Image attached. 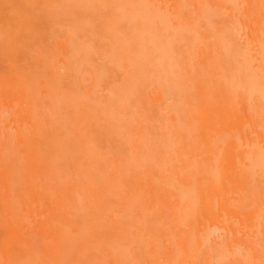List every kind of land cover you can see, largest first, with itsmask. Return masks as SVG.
I'll return each mask as SVG.
<instances>
[{
    "label": "rangeland",
    "instance_id": "374dc122",
    "mask_svg": "<svg viewBox=\"0 0 264 264\" xmlns=\"http://www.w3.org/2000/svg\"><path fill=\"white\" fill-rule=\"evenodd\" d=\"M124 1L127 2L125 3L123 0H9L10 4L13 3V8L14 6L17 8L18 3L28 4L34 15L37 34L35 40H32L26 46L25 51L28 55L26 61L31 66L33 81L36 82L37 71L41 70L45 72L42 78L53 82L57 86V90L52 91V95L46 98L47 101L49 99L54 109L55 117L53 118L57 122L59 120V123L64 126V123L69 125L68 121L72 109L78 108L81 116L86 113L94 115V126L89 127L88 131V133H91L89 135L91 137L86 134L84 137L82 135L70 139L67 135L68 132H64L68 141L64 147L65 154L70 157L69 160H72L71 166L76 169H74L75 171L80 172L85 179L91 178V184L94 183L96 187L106 183L109 184H106L107 187L109 186L108 194H101L102 197L98 202L101 207L96 213L94 212L92 219L86 224L81 216L78 218L85 225L83 223L80 225L82 231L78 228L80 234L76 241L78 243L77 247L67 260H60L59 264H264V157L263 154L257 155L250 152L248 145L250 138L256 137L253 130L264 133V70L259 66L258 69L256 68L258 60H256L252 51H249L247 58L241 57L246 53L240 52L239 49V52L237 51L236 46L245 42L244 37L240 38L242 42L238 40L239 44L236 41L237 39L234 38L237 36L239 38V35L241 36L243 32L238 27L236 29L239 32L235 29L228 28L229 30H226L224 28L229 31V33H226L224 30L225 35H233L232 37L223 35L224 38H227L226 42L229 41V43L222 45L221 48L227 49L229 53L222 51V56V54L218 53L220 54L218 55L217 52H214L217 56L215 55L212 59L206 58V55L199 51L195 59L190 60L188 63L186 56H184L186 60L181 57L183 56V53H181V51L183 52L182 46L186 45V43H183L182 36H188L189 40L194 34V26L189 25V27L191 26L189 28L186 25L187 28L185 29L181 24L182 28H180L177 22L176 25H179V27L174 25V22H171V24L173 23L171 26L169 12L172 10L167 9V12L163 8L165 4L161 3L160 0ZM257 1L263 2V0H251L249 2L250 6ZM3 3L4 11L13 10L8 1ZM222 5H224L222 10L212 5L206 8L205 13L201 12L198 15V17H202L201 26L199 21L195 22L196 25L198 23L200 32L201 27L203 28L202 24L205 23L203 21L207 20L206 24L211 26L206 24L204 26L206 28L210 26L211 29H208L210 34L214 33L211 35L217 36L213 31L220 26L219 23L211 24L212 22H209H216V19L220 21L224 19L223 16L229 15V9L224 1ZM244 6L246 7L245 1ZM144 7L148 9L146 10ZM185 7L188 8L187 5ZM225 9L228 10L223 12ZM219 10L224 13H222L223 16ZM17 11L23 13V10L18 9ZM14 12L18 14L16 11ZM244 13L245 9L242 6V9L235 13L237 18L233 16L234 20L239 22L241 19H247L248 17ZM227 18L225 17V19ZM222 22V25L224 23L233 25L228 20ZM159 24L167 25L161 26ZM157 28L161 32H158ZM187 29L188 31H186ZM190 29L191 32L189 33ZM139 30L140 32H138ZM167 30H169V36L163 35V33L167 34ZM186 33L189 34L185 35ZM258 33L263 35L264 28L261 27ZM172 37L176 41L171 39ZM145 39L146 42L150 41L148 46L147 43H144ZM234 40L237 44L232 43ZM261 40H259L261 43L255 45L257 48L261 47L264 51V39ZM178 42L182 46L177 48L179 46ZM198 42H200L199 39ZM133 43L137 44L134 45ZM155 43L158 46L154 45ZM191 43L190 45L193 46ZM137 45L141 48H137ZM117 47H120V49ZM170 47L171 49H169ZM231 47H233V50ZM153 48L154 50H152ZM128 50L132 52L130 53ZM150 50L155 52L152 53ZM177 51H179V55ZM127 52L128 54H126ZM114 53L116 54L112 56L111 54ZM226 53L233 54L232 58ZM238 53L243 54L239 56ZM172 54H177L180 57L179 60L176 59L178 58L177 55L175 58ZM225 55L230 59L227 60ZM262 55H264V52ZM123 57L125 58L123 59ZM141 57H143V60ZM157 58L159 59L157 60ZM182 59L185 66L180 64ZM215 59L218 61L219 67L222 65V61L225 62L227 69L225 67L224 70L219 68L222 70L220 73L218 71H208L204 76L207 74L216 78L220 76V79L223 78L221 85L227 91L220 90L219 86L220 89L216 88L214 95L206 99L209 108L208 115H218L221 112L216 103L221 94L224 95L226 100L236 101L239 95L236 86L232 85L237 84L241 87V91L239 87L237 89L242 93V97L238 98L244 103L245 111L253 113L255 117L257 116V122L255 121V123L252 122V116V120H246L247 118H245L242 123L241 136L245 138L241 141V146L248 151V155L244 162L236 157L237 172H235V179L237 181L233 184L235 188L233 195L236 199L230 203L231 209L236 211L243 210L245 213L255 211L257 221L248 226L246 224L241 225L233 217H229L223 219V221L207 223V227H210V229L207 230L208 235L204 236L205 242L200 245L196 240L198 235L194 232L195 225L198 216H208L211 212L205 213L203 210L197 212L199 202L196 201L193 203L191 210L193 213H189L190 207H188L186 200L188 197L190 201L195 199V195L200 189L210 185L215 177V172L226 165V160L224 158L219 159L213 151L207 152L206 145H200L198 138L193 134V128L187 122V118L192 113V106L194 107L199 96L200 88L188 86L190 84L193 86L190 81L192 75L188 72V69L191 68L189 66L192 65H187L188 68L186 63L195 64L198 62L200 67H209V63L212 64L211 60L216 61ZM231 59L232 61L234 59V64L229 69L227 65L232 62ZM243 60H247L249 65L251 64V67L245 64L250 70L244 67ZM52 61H55V63L52 64ZM155 61L158 62L155 63ZM162 62L165 66H162ZM166 63L168 64L166 65ZM6 65V63H0V69L3 71ZM180 65L184 70H188L186 72L190 74L187 73L190 84L185 81L183 83V77L181 76L183 69ZM236 67L238 68L236 69ZM262 68H264V64ZM228 69L229 71L226 72ZM178 72L180 73L178 74ZM183 72L185 73V71ZM50 74L54 75L52 79H50ZM223 74L226 77L230 76V78L227 79L222 76ZM124 76H127L125 77L126 80ZM132 79L134 81H131ZM244 81L247 82L243 85ZM119 84L121 85L119 86ZM201 84L203 90L207 89L204 82ZM46 103L42 104L40 110L47 111ZM146 107H148V110ZM239 115H242L241 111H239ZM173 120L182 129L178 134L174 133V130L172 131L175 125ZM164 122L169 124L164 126ZM66 125L63 129L67 127ZM165 127H169L171 131H168ZM137 130L139 133H137ZM166 135L167 138H165ZM171 136L176 137V142L174 140L176 146H173L171 141H169L171 143L169 144L165 140L169 146L161 143L164 138L169 139L172 138ZM144 137H147L148 142L145 141ZM140 139L144 142L138 143V147L135 146L139 151L141 150L139 146H142V151L138 152L133 145L137 144V140L139 142ZM5 141L6 137L0 135V145L4 144ZM156 141L158 142L155 143ZM257 141L259 142L258 139ZM168 148L173 149L167 150ZM151 149L156 152H151ZM257 150L262 152L261 149ZM60 153L62 152L55 151V157ZM135 153H139L141 156L145 155V157L141 161H137V159H134ZM139 154L136 156L140 157ZM156 154L161 155V158L158 157L159 155L155 156ZM169 154L171 155L168 156ZM164 158L166 160H163ZM231 172L228 170V173ZM57 173H60V171ZM188 178L193 180L191 186L184 183L188 181ZM134 181L139 182V193H137V188L134 186ZM142 192L143 198H138L137 194L141 195ZM132 193H136L134 200L131 197ZM173 198L178 199L183 204L180 212V223L184 224L186 229L181 239H177L176 232L173 233L170 228V223L174 217L167 216L165 218L169 212L168 209L155 207L160 202H167V200ZM133 203H136L139 208H133ZM6 209L3 204H0L1 219L7 217L9 210ZM39 220V217L29 221L27 219L20 220L22 226L29 231L24 237L28 240L37 241V243L47 237V234L39 225ZM68 226H71V224ZM77 227L79 226H72V228ZM18 228L19 226H13L11 231ZM1 231L3 230L0 229V235ZM230 239H233L236 243L233 244ZM68 247L65 248L64 255L70 251ZM252 248L257 249V254H254ZM11 252L12 256L16 258H12L10 264H27L23 259L17 257V255L21 256L19 255L21 251L12 249ZM0 264L9 263H5L4 260L1 261L0 259Z\"/></svg>",
    "mask_w": 264,
    "mask_h": 264
},
{
    "label": "bare ground",
    "instance_id": "6f19581e",
    "mask_svg": "<svg viewBox=\"0 0 264 264\" xmlns=\"http://www.w3.org/2000/svg\"><path fill=\"white\" fill-rule=\"evenodd\" d=\"M5 1H8L9 3V0H5ZM5 1L0 0L1 2L0 3L1 4L0 6V63L7 64L3 71L0 69V128H1L0 135H4L6 137L5 143L0 145V204H3L7 208L6 210H9V213L7 214V217L5 219H1V216H0V229L3 230L1 231V235H0V259L1 261L4 260L5 263L10 264L12 262L11 259L16 258L15 256H12L13 254L11 250L17 249L21 251V254H19L21 256L17 255V257L23 259V261L27 264H59L60 260L62 261L65 259L67 260L70 257L71 253L73 252V250L77 247L78 243L76 241L79 238V234H80L78 232V228L80 229V231H82V229L80 228V225L83 222L87 224V222H89L92 219L94 212L96 213L97 210L101 207V204L98 203L99 199L102 197L101 194L102 195L108 194L109 186L107 187V185L109 184L106 183L107 185L102 184L100 185V187L99 186L96 187L94 183L91 184L90 182L92 181L91 178L85 179L80 172L75 171L76 169L73 168V166H71L72 160H69L70 157H67V155L65 154L64 147L68 141L66 140L64 132L65 131L68 132L67 135L70 139L79 137V136L81 137L82 135L84 137V135L86 134L88 136L91 135V133H88V131H89V127H91L92 125L94 126L93 124L94 115H91L92 113L91 114L86 113V114H83V116H81L78 112V108L72 109L70 112L71 115L70 116L68 115L69 125H66V123L63 122L64 126L65 125L67 126L64 129H63L64 126H62L63 124L59 123L60 122L59 120L57 122V120L53 118L55 117L54 109L52 108V104L51 102H49V99L47 101L46 98H49V96L52 95V91L57 90V86L54 85L53 82H49V80L46 81L44 78H42V76L45 75V72L41 70L39 72L37 71L38 76H36L35 78L36 82L33 81V76L30 70L31 66L26 61V58H28V55L26 54V51H25L26 46L30 44L32 40H35L36 34H37V27H35L36 22L34 20V15L29 9L28 4L23 5V3L17 4V8L20 10H23V13H21V11L18 12L17 11L18 9L15 8V6L13 8L12 7L13 3L11 4L9 3V6L12 7L13 10L16 11L18 14H16L9 6L7 7H9V9L11 10L4 11V6L2 5H4L3 2ZM160 1L161 3L163 2L165 4V5L163 4L164 5L163 8L167 12L169 9L172 10L171 12H169V14L171 15V18H169L170 24L171 22H174L175 23L174 25H176V22H177V24L180 25V28H182L181 27V24H182L183 28L185 29L187 28L185 27L186 25L188 27L189 25L194 26L193 33L195 35L193 34L189 40H188V36L187 37L182 36V39L184 40V42L183 40L181 41L183 43H186L185 45L186 47L185 46L183 47L181 45L183 48V52L179 49V51L183 53V56H181L182 54L180 56L183 57V59L185 60L187 58L188 63L190 62V60L193 61L195 59L199 51H201V53H204L206 55V58H212L218 53L222 54L223 56V53L221 52L227 51V49L225 48L226 50H224L221 47L222 45L224 46L225 44L229 43V41L226 42L227 38H224L223 35L225 37L233 36V35L232 36L225 35L224 30L225 29L226 30L235 29L237 32H239V30L243 31L241 33V36L239 35V38H237L238 33L235 34L237 36V37H234L235 39H237L236 41L238 40L241 41L240 40L241 37L245 38V42L240 44L239 46L237 45L239 48L237 46L236 48H237V51L239 49L240 52L246 53V55L244 54V56H241L243 53H241V55L238 53L239 56L247 58V55H249V51H252L256 60L259 61V63L257 61V64H256L257 66L255 65L256 68L259 66L261 69L264 70V68H262L264 64V61H263L264 55L262 54L264 51L262 50L261 47H258L259 48L258 49L255 45V44L258 45L259 43H261L259 40H261L262 38L264 39V34L261 35L258 33V30L261 29V27L264 28L263 26L264 24L261 25L262 23H264V9H263L264 0L263 2L257 1L252 6H250L251 4L249 3L251 0H160ZM183 1H187L185 3L188 8L186 7L184 8V6L186 5ZM223 1L225 2V5L229 9V15L228 16L225 15V17L231 18L232 20L231 19L229 20L228 18L225 19V17L223 16L224 14L223 12L227 11L228 9L227 10L225 9L223 12L219 10L224 19L220 21H217L216 19V22H213V21L209 22V23L212 22L211 24L213 23L216 24L217 22L219 23L217 24L220 26L217 27L216 25L218 29L216 28V30L213 31L216 33L218 37L215 35L212 36L211 34H214V33L210 34V32L208 31V29L209 30L211 29L210 28L211 25L206 24L207 20L203 22H205L204 24L210 25V26L209 27L207 26L208 28H206V26L202 24L203 28L201 27V32H200V27L198 26V23L196 25V22L199 21L200 26H201L202 17H198V15L201 12L205 13L206 8L212 5L222 10L224 8V5H222ZM244 1L246 2V7L244 6ZM123 2L126 3L127 1L123 0ZM242 6H243V9H245L244 14L248 18L241 19L239 22H237L236 20H234L233 16L237 18V15H235V13L240 11L242 9ZM149 8L151 9V6ZM190 8L191 10L189 11ZM150 13L152 12L150 11ZM227 20L228 22L231 21L230 23H233V20H234L233 25L232 24L230 25L229 23H224V25H222L223 24L222 21L227 22ZM188 22L189 23L191 22V24H189ZM162 25L164 26L167 24H162ZM179 25L178 26L176 25V26L179 27ZM161 26L160 28L163 29ZM191 26L189 28H191ZM230 26H233V27H230ZM212 27L214 26L212 25ZM237 27L239 30L236 29ZM175 31H176V28H175ZM186 31H188V29ZM138 32H140V30ZM143 32H146V31H143ZM158 32H161V31H159L158 29ZM158 32L157 34H159ZM190 32H191V29L189 33ZM226 33H229V31H226ZM169 34H170L169 30H167V34L163 33V35H168V36ZM188 34L186 33L185 35H188ZM196 34L197 35L199 34L198 35L199 38L197 37ZM180 35L182 34L180 33ZM125 37L127 38V36ZM197 38L199 39L200 42H198ZM171 39H173V37ZM148 40L151 41V39H148ZM173 40L176 41L175 39ZM189 41L191 42L193 41V42L191 43ZM236 41L234 40V42L232 43L237 44ZM239 41H238V44L240 43ZM149 42L148 41L146 42V39H145L144 43L145 44L147 43V46H148ZM163 42H166V41H163ZM157 43H155L154 45H156ZM178 43H179V46H177V48L181 47L180 42ZM190 43L193 46H191ZM133 44L136 45L137 43L136 44L133 43ZM234 45L232 46L235 47ZM138 46L139 45H137V48H139ZM233 47H231L232 50H233ZM125 48L127 47L125 46ZM154 48L156 50L155 46ZM154 48L152 50H154ZM174 48H176V46H174ZM118 49H120V47ZM169 49H171V47ZM152 50L150 51L154 53L155 51L153 52ZM235 50L234 52H236ZM128 51L130 53L132 52L130 50ZM179 51H177L178 55H179ZM214 52H217V53L214 54ZM227 52L229 53V51ZM212 53L213 55H211ZM115 54L116 53L111 54V55L113 56ZM126 54H128V52ZM176 55L177 54H172V56H174L175 58H176ZM227 55H230V54H227ZM184 56H186V58ZM232 56L233 54L230 55L231 58ZM117 57L119 58V56ZM125 57H123V59ZM143 57H141L142 60H143ZM225 57L227 60L230 59L226 55ZM179 58L180 57L178 56V58L176 59L179 60ZM158 59L159 58H157V60ZM163 59H166V58H163ZM163 59L162 61H164ZM183 59L180 62V64L185 66V64L182 63ZM212 61L213 60H211L212 64L209 63V67L208 66L200 67L199 66L200 63L198 62H196L195 64L186 63V67H188L189 65H192L194 67L193 68L192 66H189L191 67V68L188 67L189 71L187 69L184 70L182 66L180 65V67L183 69V70L181 69L182 70L181 76L183 77L182 79L183 83L185 81L186 83L190 84L189 82L191 81L193 83V86L191 84L188 86H191V87L196 86V88H200L199 96L195 102L194 107L192 106V113L190 112L191 114L187 118V122H189L188 124H190V126L193 128V134L196 138H198V142L200 143V145H206L207 152L213 151L214 155H217L219 159L224 158L226 160V165H224L223 168H220L215 172L214 174L215 177L210 183V185H208L206 188L200 189L196 193L195 199L190 201V198L188 197L186 200L188 202V207H190L189 213H193V211L191 210L193 208V203L196 201L199 202V208L197 209V212L200 210H203L205 213L208 211L211 212L208 216H204V217H199L197 215L198 221L196 222V225H195L196 229L194 230V232L197 233L196 235H198L196 240L200 245H202V243L205 242L206 239H204L205 238L204 236L206 234L208 235L207 230L210 229V227H207L208 226L207 223L209 224V223H214L215 221L217 222L223 221V219L229 218V217H233V219L236 222L240 223L241 225L246 224L248 226H251L252 223H255L257 221V215L255 211H251L250 213H245V211L243 210L236 211V210L231 209L230 207V203H232L236 199L234 198V195H233L235 191L233 184L237 181L235 179V172H237L236 170L237 158L236 157H239L241 161L244 162L246 161L245 158H247V155H248V151L244 150L241 146V141L244 140L245 138L241 136V129L243 125L242 123L244 122L245 118H247L246 120H252L253 118L252 122L255 123V121L257 122V119H256L257 116L255 117L253 113L249 111L248 112L245 111L244 103L241 102L240 98H238V97H242V93L240 92L241 87L237 86V84L234 85L233 84L234 81L233 83L231 82V85L233 84L232 86H236V91L239 95L236 101L232 102L231 100H226L224 98V95L221 94V96L217 99V102H216L217 107L220 108L221 112L218 115H211V116L208 115L207 111L209 110V108H208V105L206 104V99L209 96L214 95L216 88L218 89L221 88L220 90L227 91V89H224V86L221 85L222 84L221 82H223L222 76L226 77L225 74L221 76L222 79H220V76L219 78L210 76L208 74L204 76L205 73H207L208 71H212V72L218 71L220 73L222 70H220L219 68L223 69L225 67V62L227 63V61L224 60L225 62L222 61V65H220L219 67V63L217 60L213 62ZM233 61L229 62L231 64L228 63L227 66H229V69L233 67L232 66V64H234ZM157 62L155 61V63ZM160 62L159 64H161ZM54 63L55 61H52V64ZM167 64L168 63H166V65ZM242 64L244 65V67H246L245 64L248 67H251L250 66L251 64L249 65V62L247 60L244 61ZM162 66H165L164 63ZM248 67L246 68L249 69ZM237 68L238 67H236V69ZM229 69L226 72H228ZM252 69H254V67H252ZM127 70H126V73H127ZM186 70L192 75V78L190 76L191 80L189 79V76H188L190 74L186 72ZM243 70L245 69L243 68ZM183 71H185V73ZM112 72H113V68H112ZM179 73L180 72H178V74ZM131 74L132 72L130 73V76ZM50 75H51L50 79H52L53 78L52 76L54 75L53 74H50ZM185 76H186L185 78L186 80L184 79ZM125 77L127 76H124V79ZM226 78L229 79L230 76ZM133 79L131 81H134ZM226 81L230 82L229 80H226ZM202 82L206 84L207 89L205 90L202 89L201 87ZM246 82L244 81L243 85L246 84ZM120 85L121 84H119V86ZM237 87H239L240 91L237 89ZM43 100L47 102L46 103L47 111L40 110V108L43 106L42 104L45 103ZM146 108L148 110V107ZM239 111H241L242 115H239ZM54 119L57 122L56 125H55ZM174 120H173V123H174ZM166 124L168 125L169 123L167 122L163 123L164 126H166ZM174 124L175 125L173 126L172 131L174 130V133L178 134V132L179 131L181 132L182 129L178 125H176L177 123H174ZM1 125L3 126V128ZM165 128H167L168 131H171L169 130L170 129L169 127H165ZM142 132H140V134H142ZM253 132L256 134L255 135L256 137L250 138L249 144H248L250 148L249 151L257 155L263 154V157H264V153H263L264 152V133L259 130H253ZM137 133H139L138 130H137ZM174 136H171L173 139L172 138L165 139L168 137L166 135L164 140H162L163 142L161 143L165 144V146H169L168 143L165 142L166 140L168 142L171 141L172 145L176 146V143H175L176 137ZM226 136L227 138L225 139ZM144 138H145V141L148 140L147 137H144ZM257 139L259 140V142L257 141ZM152 140H155V139H152ZM140 142H144V141H141L140 139L138 142L137 140V144H134L133 146L138 147ZM157 142L158 141H156L155 143ZM173 142L175 145L173 144ZM171 143L169 142V144ZM137 147H135L136 150H138ZM139 147H141L140 151H142V146H139ZM150 147L148 148L150 149ZM169 149L172 150L173 148H168L167 150ZM257 149H261L262 152H259V150ZM55 151H61L62 153H60L59 155H57V157H55L56 156ZM140 151L138 150V152ZM154 151L152 150L151 152H154ZM138 154L139 153H135L136 158L134 157V159H137V161L139 160L141 161L145 157V155L141 156L139 154V156L141 157L140 158L136 156ZM158 155L156 154L155 156H158ZM170 155L171 154H169L168 156ZM158 157L161 158V155H159ZM163 160H166V159L164 158ZM160 161H159V166L161 165ZM157 166H158V163H157ZM228 170L232 172L228 173ZM59 171L60 173H57ZM192 181L193 180H190V178H188V181H185L184 183L187 186H191ZM138 183H139L138 181L136 182L134 181V186L137 188L136 189L137 193H139ZM135 195L136 193L131 194V197L133 198V200L136 198ZM137 196L138 198H143V192L141 195L137 194ZM135 204L136 203H133V208L134 207L139 208L137 204L136 206H134ZM153 205H155V203H153ZM182 205L183 204L180 203L178 199L173 198V199L167 200V202L162 201L158 205L155 206L157 208H162L165 210L168 209L169 212L167 213L165 218H167V216L174 217L173 221L170 223V228L172 229L173 233L176 232L177 239H181L183 232L186 229L184 224L180 223V218H181L180 212L182 211ZM80 216H81V219H83V222L78 220ZM36 217H39L40 219L39 225L41 226V228H43V230L47 234L46 235L47 237L41 240L40 243H37V241L28 240L27 238L24 237L29 233V231H27V229L24 228L20 222V220H23V219H27V221H29L30 219H35ZM69 224H71V226H68ZM73 225L75 226L78 225L79 227L72 228ZM13 226H19V228L15 231H11V228ZM186 239L189 240L188 238ZM230 242H232L233 244L236 243L233 239H230ZM66 247H68L70 251L66 252V254L64 255V251ZM252 249H254V254H257L256 253L257 249L256 250L255 248H252ZM182 253H185V252H182Z\"/></svg>",
    "mask_w": 264,
    "mask_h": 264
}]
</instances>
